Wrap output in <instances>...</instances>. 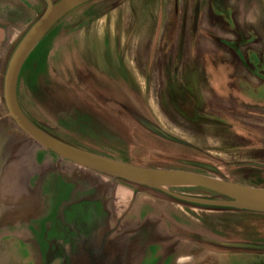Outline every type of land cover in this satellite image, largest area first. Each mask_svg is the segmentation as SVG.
Masks as SVG:
<instances>
[{
	"label": "rangeland",
	"instance_id": "rangeland-1",
	"mask_svg": "<svg viewBox=\"0 0 264 264\" xmlns=\"http://www.w3.org/2000/svg\"><path fill=\"white\" fill-rule=\"evenodd\" d=\"M225 2L248 18L251 0ZM210 5V0H90L77 6L52 26L24 62L17 90L22 112L64 143L114 161L196 172L264 189V165L238 168L244 162L264 164L263 118L249 115L254 121L246 125L245 103L233 95L219 97L211 83L214 76L221 89L229 91L226 80L239 73L220 52L228 50L223 42L234 38L228 24L211 23L209 15L204 16ZM46 11L38 3L26 11L28 33ZM26 31L15 40L8 38L12 30L6 31L14 47L12 55H5L8 66L1 75L2 118L7 114L4 75ZM244 32L249 35V24ZM254 73L264 76L258 67ZM11 124L10 134L19 136ZM23 140L17 144L34 154L54 155L31 138ZM187 161L213 165L218 174L190 167ZM104 177L132 193L179 203L211 240L264 244V213L178 196L216 203L232 200L229 197L198 187L149 189ZM19 236L0 225V264L24 263ZM203 246L206 258L199 264H264V251L237 253Z\"/></svg>",
	"mask_w": 264,
	"mask_h": 264
},
{
	"label": "crops",
	"instance_id": "crops-1",
	"mask_svg": "<svg viewBox=\"0 0 264 264\" xmlns=\"http://www.w3.org/2000/svg\"><path fill=\"white\" fill-rule=\"evenodd\" d=\"M210 3L204 16L208 14L211 23L216 20L224 22L219 19L222 18L221 14H224V8L229 14V33L234 37L230 41H238L239 31L245 34L244 26L248 24L253 26L257 33L264 35L262 29L264 2L251 0L250 14L247 19L241 16L238 10L233 11L231 7L229 8L225 0H210ZM212 16L216 17L213 22ZM5 27L0 29V81L5 67V55L9 54L13 44H8V41H11L8 38L15 40L20 33L15 28ZM7 29L12 30L8 38ZM245 36L249 39L248 34ZM244 51L245 53H241V56L243 55L248 61V52ZM220 52L228 56L227 62L232 61L228 50ZM228 65L239 73L237 77L231 76L226 80L229 91L224 92L219 83L214 80V76L211 81L213 88L221 98L233 95L245 103V112L249 113L244 116L246 125L253 120L249 115H253L255 118H263L261 125L264 126V80L257 77L252 69L247 68V65L242 66L237 63H228ZM231 84L234 85L233 89ZM240 84L241 88L236 87ZM255 124L260 125V122L257 121ZM19 137L22 141L23 137L21 135ZM18 142L14 143L10 149L0 176V205L2 204L7 211L0 225H3L6 230L11 226L28 223L40 217L45 211L46 202L50 205L52 216L59 210L60 205V211H63L64 207L67 209L68 206L78 202L94 204L99 211H102L100 213L106 215L105 226L99 236L116 229V233L110 240L123 239L127 243L131 241L125 255V264H199L203 258H206L203 243L197 244L201 247L190 244L188 242L194 241L188 236H195V231L199 233L198 236L208 238L209 236L204 230L201 234L200 228L203 226L197 225L199 222L196 224L191 214L179 203L132 193L92 170L67 163L46 152L34 154L30 148L25 149L23 143L17 144ZM247 163L249 162L242 163V166H251L244 165ZM56 184L66 185L65 187L73 185L74 190L70 193L66 188L64 195L57 199L55 188H53ZM237 243L264 245L247 241ZM239 251L253 252L249 249ZM237 253L240 252L237 250Z\"/></svg>",
	"mask_w": 264,
	"mask_h": 264
},
{
	"label": "water",
	"instance_id": "water-1",
	"mask_svg": "<svg viewBox=\"0 0 264 264\" xmlns=\"http://www.w3.org/2000/svg\"><path fill=\"white\" fill-rule=\"evenodd\" d=\"M47 1L48 8L46 13L35 23L27 36L23 38L4 75L3 97L7 114L4 118L0 114V176L10 149L14 143L21 141L19 136L10 134V126L13 122L15 127L20 131L21 136L31 138L42 148L53 152L58 157L75 163L77 166L92 170L95 173L104 174L113 179L124 180L130 184L141 185L151 189L166 190L167 188L173 187H198L229 197L232 200L216 203L214 201H198L192 198L178 197L182 200L197 202L198 204L233 207L264 213L263 188H253L247 185L236 184L233 181L219 179L210 175H202L196 172L181 171L178 169H149L114 161L111 158L99 156L66 144L42 131L28 120L21 110L17 97L19 75L24 62L30 56L40 39L46 35L57 21L77 6L85 4L90 0H61L54 5L51 4L50 0ZM185 164L211 173L217 172L216 168L210 164L199 163L198 161H187ZM244 165L258 167V164L247 163ZM6 212L1 204L0 222L5 217ZM224 246L237 250H264V245H249L246 243H225Z\"/></svg>",
	"mask_w": 264,
	"mask_h": 264
},
{
	"label": "flooded vegetation",
	"instance_id": "flooded-vegetation-1",
	"mask_svg": "<svg viewBox=\"0 0 264 264\" xmlns=\"http://www.w3.org/2000/svg\"><path fill=\"white\" fill-rule=\"evenodd\" d=\"M50 1L51 4L55 3V0ZM37 3L45 6L46 9L48 8L47 0H36L35 2L31 0H0V29L7 26L19 30V35L24 33L30 20L26 11L28 12L31 7L34 8ZM223 10L224 14H221L222 18L219 19L228 24L229 27V14L225 8ZM41 17L42 15L37 21ZM211 19L213 21L216 17L212 16ZM262 29L264 32V27ZM28 31L26 32L28 33ZM219 43L222 42L219 40ZM223 44L232 56V61L227 63L247 65V68L252 69L253 73L258 67L264 73V35L257 33L253 26H249V39L239 31L238 41H228L223 42ZM12 47L14 46H11L9 55H12ZM244 50L248 52V61L243 55L241 56V53H245ZM258 77L264 80L263 75ZM52 154L54 153L52 152ZM241 167L246 166L239 163L238 168L240 170ZM65 186L56 184L53 187L56 191L55 198L62 197L66 188L70 193L74 190L73 185ZM60 208L61 205L55 215L52 216L50 205L46 202L45 211L40 217L7 229L13 230L15 234L21 237L19 241L25 250V257L21 258L23 264H125V255H127L126 252L129 250L131 241L127 243L123 239L110 240L116 233V229L99 236L100 231L105 226L106 215L100 213L101 210L99 211L96 205L78 202L68 206L67 209L64 207L63 211H60ZM193 237L197 243L201 242L218 247L225 244V242H216L206 236ZM188 243L199 246L196 242Z\"/></svg>",
	"mask_w": 264,
	"mask_h": 264
},
{
	"label": "trees",
	"instance_id": "trees-1",
	"mask_svg": "<svg viewBox=\"0 0 264 264\" xmlns=\"http://www.w3.org/2000/svg\"><path fill=\"white\" fill-rule=\"evenodd\" d=\"M49 135H51V136H53V137H56V136H54V135H52V134H49ZM56 138H58V137H56ZM58 140H60V139H58ZM61 141V140H60ZM63 142V141H62Z\"/></svg>",
	"mask_w": 264,
	"mask_h": 264
}]
</instances>
